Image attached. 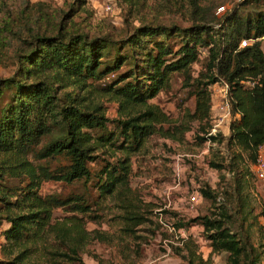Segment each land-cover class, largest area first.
<instances>
[{
  "label": "trees",
  "instance_id": "16d2710c",
  "mask_svg": "<svg viewBox=\"0 0 264 264\" xmlns=\"http://www.w3.org/2000/svg\"><path fill=\"white\" fill-rule=\"evenodd\" d=\"M121 1L129 9L152 1L188 24L142 21L112 39L110 33L90 36L86 24L73 20L85 0L60 7L0 0V64L9 62L10 47L15 62L0 77V264H88L81 255L91 254L87 246L94 241L136 264L130 254H142L137 229L151 221L146 206H155L132 186L131 159L149 154L152 135L185 143L192 122L191 150L208 142L205 160L220 182L197 189L208 202L206 213L185 219L172 212L176 230L196 224L208 242L207 252L197 255L182 239L187 253L179 256L187 264H216L213 257L224 253V264H257L264 243H253L243 193L264 146V0H238L221 13L215 0ZM177 74L194 98L193 110L185 109L178 122L149 102ZM219 82L227 85L228 127L210 134L211 89ZM102 99L118 105L114 119ZM223 141L229 158L214 147ZM45 181L76 182L83 190L42 194ZM160 206L163 216L168 210ZM259 217L261 237L264 209ZM102 222L108 229L87 227Z\"/></svg>",
  "mask_w": 264,
  "mask_h": 264
},
{
  "label": "rangeland",
  "instance_id": "374dc122",
  "mask_svg": "<svg viewBox=\"0 0 264 264\" xmlns=\"http://www.w3.org/2000/svg\"><path fill=\"white\" fill-rule=\"evenodd\" d=\"M36 1V0H30ZM50 3L51 6H65L71 3L72 0H44ZM214 1V0H209ZM238 0H215V3L221 5L225 10L232 8ZM14 3L10 4L13 5ZM148 8H131L121 0H85L82 8L74 16L73 20L81 24H86L88 34L94 35L98 33H110L112 39H121L125 33L131 32L134 26L139 25L142 21L159 20L162 22L180 21L183 25H187L186 20L179 19L177 15L172 16L163 13L158 4L152 1L148 2ZM224 10H222L223 12ZM217 13H221L217 11ZM1 15V14H0ZM216 26V24H215ZM217 27V26H216ZM264 50V40L262 42ZM14 47L8 50L9 62L0 64V77L10 75L14 68L15 62L13 57ZM204 54H201L203 57ZM201 65L193 64V75L196 76ZM171 86L167 90H162L156 96L149 100L150 103L158 104L174 121L182 120V114L185 109L193 110V96H189L192 88L187 86L182 80L180 74L174 75L171 79ZM212 111L211 122L220 114L219 104L224 95V87L221 82L212 87ZM104 111L110 119H114L118 115V105L116 102L102 99ZM226 120V119H225ZM220 123L218 132H226L228 126V117L226 121ZM192 130L185 134V143L177 144L169 139L159 135L150 136L149 154L145 151L144 156L140 152L136 153L131 159L132 178L131 184L133 187L140 190L143 201L150 203L155 207L146 206L149 211L151 221L141 224L137 229V234L141 238L137 242L140 244L141 257L130 254V259L136 264H187L186 258L179 256L180 252L186 254L184 241L189 239V246L192 247L196 254L207 252V244L203 230L198 225H193L190 229L178 232L173 225L174 216L172 212L181 214L183 218L191 217L206 213L208 210V202L200 200L195 206V210L187 209L186 197L188 194L197 190L201 182H206L212 187L218 188L220 182V173L218 170L208 166L205 156L209 152L208 142H205L199 152L192 151L193 148V133L197 128L196 122H192ZM110 127H113L110 125ZM214 147L219 149L227 158L231 156V150L225 145V141L220 144H214ZM264 153V150H263ZM146 154V155H145ZM100 161H97L93 166L97 169ZM242 167V165H241ZM241 169V168H240ZM173 170V177L172 176ZM179 174L178 179L175 178V171ZM222 173L227 179L232 178L233 172L228 169L222 170ZM248 188L245 189L243 195L247 198V208L250 210L248 220L251 222L253 232V243L258 247L259 239L264 243V236H261L259 222H261L260 213L264 209V179H258L253 173L249 176ZM223 185L219 187L222 188ZM220 188V189H221ZM219 189V190H220ZM83 187L79 183L65 184L56 181H45L41 185L40 192L60 193L65 195L72 191H82ZM221 191V190H220ZM92 192V191H91ZM93 193V192H92ZM160 209L165 204L168 212L159 217L158 208ZM57 217H62V210L55 212ZM89 229L98 227L108 229L105 222L100 224L88 223ZM173 227L175 231L170 230ZM184 241L181 243V240ZM181 243V244H180ZM88 251L82 253L83 260L88 264H128V261L122 258L120 253L116 252L114 247H110L103 242L94 241L87 246ZM261 251L257 264H264V246L258 247ZM93 255H96L93 256ZM98 257V260H97ZM213 262L216 264H224V253L215 255Z\"/></svg>",
  "mask_w": 264,
  "mask_h": 264
},
{
  "label": "built area",
  "instance_id": "2783aa9c",
  "mask_svg": "<svg viewBox=\"0 0 264 264\" xmlns=\"http://www.w3.org/2000/svg\"><path fill=\"white\" fill-rule=\"evenodd\" d=\"M222 10H224L223 7L218 8V12H220V11L222 12ZM245 43H246L245 41H242V45H244ZM223 87H224V95H222L223 97L220 100V104H219V110H221V111H220V114L217 115V118L213 122L214 125L210 131V134H215V132L218 131V127L220 126V123L223 122L225 119H227V117H229V115H230V106H229V103L225 99V93L227 91V85L224 84ZM262 149L263 148L260 149L259 155H258L257 160H256L254 167H253L255 175L258 179H264V153H263ZM174 171H175V178L178 179L179 174L176 170H174ZM200 200H201V197H200V194L197 190L188 194V196L186 197L187 209L194 211L196 204H198ZM165 206L166 205L163 204L162 209H164ZM169 229L175 231L173 227H171V228L169 227ZM177 230H178V232L185 231L184 228H180Z\"/></svg>",
  "mask_w": 264,
  "mask_h": 264
},
{
  "label": "crops",
  "instance_id": "0c3cea01",
  "mask_svg": "<svg viewBox=\"0 0 264 264\" xmlns=\"http://www.w3.org/2000/svg\"><path fill=\"white\" fill-rule=\"evenodd\" d=\"M226 120H227V119H226ZM226 120H225V121H226ZM227 127H228V126H227ZM263 150H264V147H263L262 151H263ZM190 228H191V227H190ZM190 228H189V229H190Z\"/></svg>",
  "mask_w": 264,
  "mask_h": 264
}]
</instances>
